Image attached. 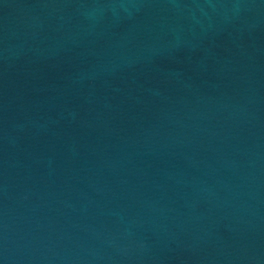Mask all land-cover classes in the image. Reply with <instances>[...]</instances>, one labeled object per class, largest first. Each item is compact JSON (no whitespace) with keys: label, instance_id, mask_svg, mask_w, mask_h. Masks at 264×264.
I'll use <instances>...</instances> for the list:
<instances>
[{"label":"water","instance_id":"water-1","mask_svg":"<svg viewBox=\"0 0 264 264\" xmlns=\"http://www.w3.org/2000/svg\"><path fill=\"white\" fill-rule=\"evenodd\" d=\"M0 264H264V0H0Z\"/></svg>","mask_w":264,"mask_h":264}]
</instances>
